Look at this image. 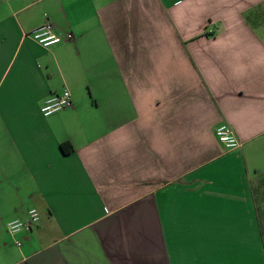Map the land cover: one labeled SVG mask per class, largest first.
<instances>
[{
    "label": "crops",
    "instance_id": "crops-1",
    "mask_svg": "<svg viewBox=\"0 0 264 264\" xmlns=\"http://www.w3.org/2000/svg\"><path fill=\"white\" fill-rule=\"evenodd\" d=\"M0 264H264V0H0Z\"/></svg>",
    "mask_w": 264,
    "mask_h": 264
},
{
    "label": "built area",
    "instance_id": "built-area-1",
    "mask_svg": "<svg viewBox=\"0 0 264 264\" xmlns=\"http://www.w3.org/2000/svg\"><path fill=\"white\" fill-rule=\"evenodd\" d=\"M4 1L10 2L15 0ZM27 36L43 48H49L63 41H69L72 39L70 33H64L61 35L57 34L50 23L41 25L31 31ZM72 107L73 103L71 100V94L67 89H64L61 93L48 98L41 107L40 112L44 117H48L61 110ZM214 134L216 139L228 151L238 149L241 146L240 142L235 137L233 130L227 124L219 125L215 129ZM38 222V212L34 208L27 209L25 210V214L22 219H14L7 223L6 233L9 237L14 239L15 246L20 247L23 240L27 239L33 229L38 225Z\"/></svg>",
    "mask_w": 264,
    "mask_h": 264
},
{
    "label": "trees",
    "instance_id": "trees-1",
    "mask_svg": "<svg viewBox=\"0 0 264 264\" xmlns=\"http://www.w3.org/2000/svg\"><path fill=\"white\" fill-rule=\"evenodd\" d=\"M60 148H61V150H62V152H63L64 154H68L70 151H72V148H71L70 144H68V143H66V144H61V145H60Z\"/></svg>",
    "mask_w": 264,
    "mask_h": 264
}]
</instances>
